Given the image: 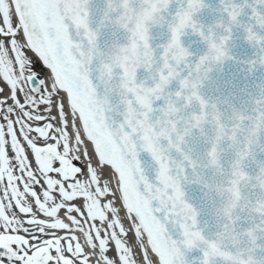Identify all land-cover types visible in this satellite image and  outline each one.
<instances>
[{
  "label": "snow or ice",
  "instance_id": "obj_1",
  "mask_svg": "<svg viewBox=\"0 0 264 264\" xmlns=\"http://www.w3.org/2000/svg\"><path fill=\"white\" fill-rule=\"evenodd\" d=\"M0 264H264V0H0Z\"/></svg>",
  "mask_w": 264,
  "mask_h": 264
}]
</instances>
